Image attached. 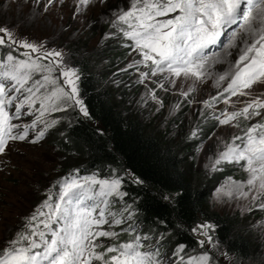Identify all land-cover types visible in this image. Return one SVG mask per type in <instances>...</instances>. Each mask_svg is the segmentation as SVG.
Segmentation results:
<instances>
[{
  "label": "snow or ice",
  "instance_id": "1",
  "mask_svg": "<svg viewBox=\"0 0 264 264\" xmlns=\"http://www.w3.org/2000/svg\"><path fill=\"white\" fill-rule=\"evenodd\" d=\"M48 2L51 4L54 0ZM93 2L77 0V13ZM163 17L168 18L160 19ZM233 26L242 30L247 39L231 68L216 77L215 87L221 88L225 81L227 86L219 95L203 101L204 107L209 109L225 94L223 103L229 105L232 97L249 96L254 86L264 85V0H129V7L115 13L111 21V27L131 42L124 46L140 57L127 68L139 71L142 66L147 69L139 71L137 82L144 84L160 77L151 82L170 91L177 88L179 81L178 94L189 104L194 102L189 97L196 91V85L212 78L210 60L221 62L213 59L216 53L209 55L208 50L220 45L226 33L230 38L235 37L236 30L229 32ZM227 47H235L234 41L230 39ZM4 48L9 51L0 56V155H4L13 142H40L45 132L59 122L47 120L49 113L78 107L83 117L91 118L84 101L79 98L78 71L67 65L61 51L45 50L43 45L19 40L11 29L0 27V49ZM19 49L24 50L22 59L13 55ZM43 60L48 62L41 63ZM185 83L187 88L183 86ZM149 96L163 106L155 90L150 89ZM175 108L178 110L179 104ZM24 115H34L33 121L13 122ZM262 115L264 98L258 96L239 110L224 109L219 116H213L219 125L240 128L244 134L224 143L212 170L219 171L217 166L224 163L238 164L248 174L243 182L229 178L217 190V199L251 197L255 201L264 197V120L250 125L244 123ZM38 124H43V128L29 140L30 130L35 131ZM196 136L197 132L193 131L192 137ZM78 176L77 172L59 182L56 199L53 200L49 193L48 198L25 218L23 229L0 249V264H209L211 257L207 253L185 258L181 255L183 245L177 246L173 253L178 262L166 259L161 252L162 246H158L159 240L153 243L149 234L138 230L136 210L132 205L125 203L120 211L113 212V205L127 195L121 191L120 177ZM134 182L142 183L138 179ZM260 207L264 208V203ZM56 224L62 226L53 227ZM124 224L127 227L121 228ZM116 228L120 231L114 230ZM210 231H214V226L207 223L192 229L193 233L206 238L198 241L201 248L206 242L213 244ZM124 234L129 239L121 241ZM101 238L112 243L106 245Z\"/></svg>",
  "mask_w": 264,
  "mask_h": 264
},
{
  "label": "rangeland",
  "instance_id": "2",
  "mask_svg": "<svg viewBox=\"0 0 264 264\" xmlns=\"http://www.w3.org/2000/svg\"><path fill=\"white\" fill-rule=\"evenodd\" d=\"M45 6H47V11H45ZM76 7L77 0H63V3L54 0L51 4L48 0H40L39 3H37V0H0V27L11 29L19 40H26L38 46L43 45L45 50L61 51L65 62L72 68L74 67L65 49V45L70 42L80 41L82 44L88 45L91 50H98L108 40L127 41L121 34L116 32V29L111 27V21L115 19V13L129 7V0H105L103 3L100 0H94L86 10L80 13H77ZM166 18L168 17L160 19ZM233 30H236L235 37L230 38L226 33L221 38L222 43L220 45L208 50L209 55L211 53L217 54L213 59H219L221 62L212 63L210 60L212 78L205 83L196 85V91L189 97L190 100L194 101L193 103L189 104L178 94V89L181 86L179 81L177 82V88L170 91H164L151 82L160 79V77L151 78L149 81H145L144 84L138 83L139 71H147L141 66L139 71L133 68L134 76L129 83L127 82L128 84H134V88L138 91L136 96L132 94L134 97H132L131 103L134 108L137 111H142L145 115L155 116L157 118L156 124L160 130L170 127L174 134L185 133L188 141L195 142L202 140L203 128L214 122V115L219 116L224 109L229 112L239 110L245 106L246 102L258 96L264 98L261 95L264 94V85H256L250 90L251 95L232 97L229 105L223 103L226 96L214 108H205L203 105V101L219 95L222 88L227 86V81H225L221 88L215 87L216 77L231 68L235 60L238 59L240 49L247 39L243 31L237 29V26H233V29H230L229 32ZM230 39L234 41L235 47H227ZM2 50L6 53L9 51L6 48ZM23 51V49L14 51L13 55L22 59L21 53ZM35 55L33 54V56ZM129 57L127 59L128 65L133 63L134 60L140 59L134 51L130 52ZM47 62V60L41 61V63ZM125 69L130 68L124 67L121 71ZM36 78L39 79L40 77ZM60 83L63 84L62 78ZM183 86L187 88V83ZM150 89L160 93L156 95L163 101L162 107L151 100L149 96ZM177 104H179L178 110L175 108ZM36 108H39V104L36 105ZM25 111L28 110L25 109ZM77 116L86 119L79 113L78 107L71 108L67 112L49 113L46 116L47 120H57L59 122L45 132L40 142L36 144L30 143L28 140L13 142L10 143L5 154L0 155V249L5 248L8 242L23 229L25 218L29 217L48 198L49 193L52 194L53 200L56 199V193L59 191L58 182L63 179L61 169L65 166L68 158L55 145L54 131L65 129L75 121ZM33 119L34 115H24L21 120L13 122L31 123ZM261 120H264V115L244 123L250 125ZM42 128L43 124H38L35 131L30 130L29 140L33 139ZM193 131L197 132L196 137H192ZM243 134L240 128L218 124L217 130L210 138L195 144V167L203 173H213L212 164L219 152L223 150L224 143L230 142L236 135L242 136ZM236 143L239 144V141ZM217 167L220 169L219 171L223 168L233 169V176L225 178L217 187L211 197L210 208L223 215L239 214L244 218V229L255 242L256 255L249 261L237 260L235 256L228 254L220 245L214 231H210L213 240L212 245L206 242L203 248L198 245L191 251L184 250L181 255L187 258L188 256L207 253L211 257L209 264H264V208L260 207L261 203H264V197L255 201L251 197L249 199L235 197L232 199L227 197L217 199V190L225 185L229 178L232 181L243 182L246 181L248 176L238 164L224 163ZM77 178L83 177L78 176ZM258 217H260V220L257 219ZM205 223L210 224L205 221H201L199 224ZM126 225H121V228ZM61 226L62 224L53 225L55 228ZM104 227L107 228V225ZM119 229L114 230L118 231ZM138 230L141 232L140 228ZM192 234L197 241L206 239L196 233L192 232ZM101 240L106 245L112 243L111 240L105 238H101ZM157 240L159 239L152 238L153 243ZM158 246L164 247V244L159 242ZM162 247L161 252L166 259L178 262V258L173 255V249H162Z\"/></svg>",
  "mask_w": 264,
  "mask_h": 264
},
{
  "label": "trees",
  "instance_id": "3",
  "mask_svg": "<svg viewBox=\"0 0 264 264\" xmlns=\"http://www.w3.org/2000/svg\"><path fill=\"white\" fill-rule=\"evenodd\" d=\"M130 43L108 40L98 50L80 41L65 45L78 71L79 96L91 118L77 116L65 129L54 131L55 145L68 158L59 182L77 172L100 179L118 176L127 195L111 210L132 205L141 233L159 239L162 249L175 251L179 245L184 250L195 249L199 243L191 231L205 221L214 226L216 239L228 254L237 260H252L256 246L244 229V218L210 208L213 193L225 178L233 176V169L206 174L195 167V144L210 138L218 122L213 118L203 128L202 140L190 142L185 133L176 135L170 127L160 130L155 116L137 111L131 101L138 91L128 84L134 70L121 71L132 52L124 45ZM5 53L0 49L1 56ZM120 239L126 241L129 236Z\"/></svg>",
  "mask_w": 264,
  "mask_h": 264
}]
</instances>
